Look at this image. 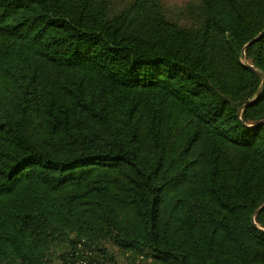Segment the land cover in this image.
Masks as SVG:
<instances>
[{
  "label": "trees",
  "instance_id": "16d2710c",
  "mask_svg": "<svg viewBox=\"0 0 264 264\" xmlns=\"http://www.w3.org/2000/svg\"><path fill=\"white\" fill-rule=\"evenodd\" d=\"M263 120L264 0H0V264H264Z\"/></svg>",
  "mask_w": 264,
  "mask_h": 264
},
{
  "label": "rangeland",
  "instance_id": "374dc122",
  "mask_svg": "<svg viewBox=\"0 0 264 264\" xmlns=\"http://www.w3.org/2000/svg\"><path fill=\"white\" fill-rule=\"evenodd\" d=\"M188 1L189 0H161V2H163L164 4H166L167 6L172 7V8L181 6ZM108 249L110 252H112L116 255L120 264H124V258L122 256L120 250H118L116 247H113V246H108Z\"/></svg>",
  "mask_w": 264,
  "mask_h": 264
},
{
  "label": "water",
  "instance_id": "95a60500",
  "mask_svg": "<svg viewBox=\"0 0 264 264\" xmlns=\"http://www.w3.org/2000/svg\"><path fill=\"white\" fill-rule=\"evenodd\" d=\"M257 39V38H256ZM256 39H254L253 41H255ZM252 41V42H253ZM252 42H250V43H252ZM247 47V45L243 48V50L241 51V55H240V61H241V63L246 67V68H248L249 70H251V71H254V72H256V70L250 65V64H248L247 62H246V60H245V55H244V50H245V48ZM242 59H244L245 61H242ZM256 100V98L255 99H253V100H251L249 103H247V104H245L241 109H240V113L246 108V106L247 105H249V104H251V103H253L254 101ZM264 122V120L263 121H261L260 123H263ZM264 208V203L255 211V213H254V215L252 216V222L254 223V217H255V215L257 214V213H259L262 209ZM255 224V223H254ZM264 231V230H263Z\"/></svg>",
  "mask_w": 264,
  "mask_h": 264
},
{
  "label": "bare ground",
  "instance_id": "6f19581e",
  "mask_svg": "<svg viewBox=\"0 0 264 264\" xmlns=\"http://www.w3.org/2000/svg\"><path fill=\"white\" fill-rule=\"evenodd\" d=\"M242 61H244V59H242Z\"/></svg>",
  "mask_w": 264,
  "mask_h": 264
}]
</instances>
